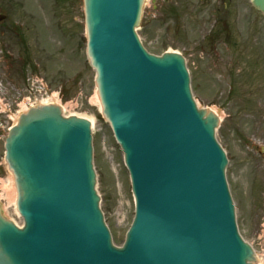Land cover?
<instances>
[{"label": "water", "instance_id": "water-1", "mask_svg": "<svg viewBox=\"0 0 264 264\" xmlns=\"http://www.w3.org/2000/svg\"><path fill=\"white\" fill-rule=\"evenodd\" d=\"M144 2L84 0L102 114L135 197L123 245L101 208L92 122L41 104L6 138L24 224L0 204V264H256L238 229L220 116L197 103L183 54L142 44ZM251 2L264 12V0Z\"/></svg>", "mask_w": 264, "mask_h": 264}, {"label": "rangeland", "instance_id": "rangeland-1", "mask_svg": "<svg viewBox=\"0 0 264 264\" xmlns=\"http://www.w3.org/2000/svg\"><path fill=\"white\" fill-rule=\"evenodd\" d=\"M0 13L6 14L0 22V201L6 215L22 224L4 188L13 177L5 161L9 129L23 105L56 95L66 115L92 119L102 208L121 245L134 197L123 151L101 114L86 55L83 0H0ZM142 23L138 32L148 50L184 54L199 105L220 110L217 135L229 156L238 225L263 252L264 187L253 167L264 162V15L250 0H146Z\"/></svg>", "mask_w": 264, "mask_h": 264}, {"label": "bare ground", "instance_id": "bare-ground-1", "mask_svg": "<svg viewBox=\"0 0 264 264\" xmlns=\"http://www.w3.org/2000/svg\"><path fill=\"white\" fill-rule=\"evenodd\" d=\"M98 94V92H97ZM99 95V94H98ZM53 103H59L58 102V98L56 97V95L52 96ZM48 100H44L43 102H47ZM26 109V106L24 107V110ZM216 110V109H215ZM82 116V115H80ZM86 117L88 119H90L92 121V119L90 117L87 116H83ZM4 188L6 190V192H8V196H9V200L13 201L14 203H16V186H15V182H14V177H10L9 179V184L4 185ZM259 262L262 263L261 259L259 258Z\"/></svg>", "mask_w": 264, "mask_h": 264}, {"label": "flooded vegetation", "instance_id": "flooded-vegetation-1", "mask_svg": "<svg viewBox=\"0 0 264 264\" xmlns=\"http://www.w3.org/2000/svg\"><path fill=\"white\" fill-rule=\"evenodd\" d=\"M262 153V150L260 151ZM256 166L253 167V173L257 176V178L260 180L261 187H264V162H255ZM259 165H262L263 167H260ZM263 169V170H261ZM261 231L258 233V239L263 240L264 244V233L262 235L260 234ZM262 243V242H261Z\"/></svg>", "mask_w": 264, "mask_h": 264}]
</instances>
